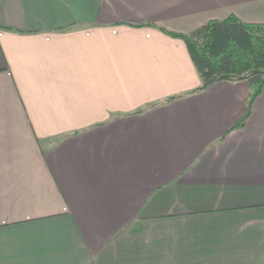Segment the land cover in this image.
<instances>
[{
	"label": "crops",
	"instance_id": "crops-1",
	"mask_svg": "<svg viewBox=\"0 0 264 264\" xmlns=\"http://www.w3.org/2000/svg\"><path fill=\"white\" fill-rule=\"evenodd\" d=\"M264 0H0V264H264V92L182 38Z\"/></svg>",
	"mask_w": 264,
	"mask_h": 264
},
{
	"label": "trees",
	"instance_id": "trees-1",
	"mask_svg": "<svg viewBox=\"0 0 264 264\" xmlns=\"http://www.w3.org/2000/svg\"><path fill=\"white\" fill-rule=\"evenodd\" d=\"M168 35L182 38L196 67L201 84L191 92L149 103L135 112L202 91L220 81L245 80L249 85L244 115L231 127H243L256 99L264 92V22H247L234 14L211 19L188 33L153 23Z\"/></svg>",
	"mask_w": 264,
	"mask_h": 264
}]
</instances>
